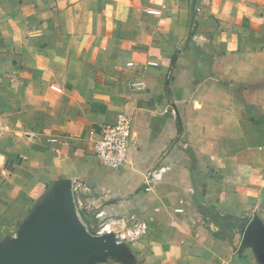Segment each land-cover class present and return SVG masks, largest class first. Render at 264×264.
I'll return each mask as SVG.
<instances>
[{"label":"crops","instance_id":"1","mask_svg":"<svg viewBox=\"0 0 264 264\" xmlns=\"http://www.w3.org/2000/svg\"><path fill=\"white\" fill-rule=\"evenodd\" d=\"M120 113L110 170L91 142ZM67 180L89 230L147 224L97 264H264V0H0V245Z\"/></svg>","mask_w":264,"mask_h":264},{"label":"water","instance_id":"2","mask_svg":"<svg viewBox=\"0 0 264 264\" xmlns=\"http://www.w3.org/2000/svg\"><path fill=\"white\" fill-rule=\"evenodd\" d=\"M262 234L254 218L243 232V242L259 245ZM107 259L126 263L127 248L113 234L95 236L87 230L68 180L55 185L17 235L0 245V264H97Z\"/></svg>","mask_w":264,"mask_h":264},{"label":"built area","instance_id":"3","mask_svg":"<svg viewBox=\"0 0 264 264\" xmlns=\"http://www.w3.org/2000/svg\"><path fill=\"white\" fill-rule=\"evenodd\" d=\"M131 119L125 114L117 115L116 123L112 126H105L100 129L97 139L91 143L92 154L98 160V163L110 170H115L126 162L127 149L130 138ZM66 138V137H64ZM55 143L56 140L50 141ZM165 168H160L148 174L146 181L159 180ZM80 192L79 186L72 187L73 197ZM77 210V208H76ZM79 215V212L77 210ZM80 217V216H79ZM96 224L90 230H87L95 236L113 234L117 243H127L147 230V224L139 221L107 220L104 219L102 211L94 214ZM81 219V218H80Z\"/></svg>","mask_w":264,"mask_h":264}]
</instances>
